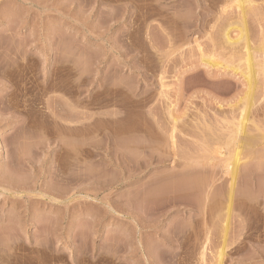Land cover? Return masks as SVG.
<instances>
[{"label":"rangeland","instance_id":"374dc122","mask_svg":"<svg viewBox=\"0 0 264 264\" xmlns=\"http://www.w3.org/2000/svg\"><path fill=\"white\" fill-rule=\"evenodd\" d=\"M263 66L264 0H0V264H264Z\"/></svg>","mask_w":264,"mask_h":264},{"label":"bare ground","instance_id":"6f19581e","mask_svg":"<svg viewBox=\"0 0 264 264\" xmlns=\"http://www.w3.org/2000/svg\"><path fill=\"white\" fill-rule=\"evenodd\" d=\"M243 15V14H242ZM245 18V17H244ZM243 19V18H242ZM244 27V26H243ZM245 29V28H244ZM243 32V33H242ZM241 32V36L243 37H240V39H237V42L239 41V40H244V38H245V33H244V31H242ZM244 35V36H243ZM226 39H227V41H226V43H228L229 45H235V42L233 41V40H231L230 38H229V34H226ZM245 40H246V38H245ZM248 48V47H247ZM249 49V48H248ZM247 50V49H246ZM250 52V51H249ZM247 54H249V53H247ZM251 54V53H250ZM249 58L248 59H252V57L250 56V55H247ZM251 57V58H250ZM253 60V59H252ZM248 61V60H247ZM250 61V60H249ZM251 62H253V61H250V64L248 63L247 64V67L249 68V70H248V74H249V78H248V81H250V83H252V80H253V78H255L256 77V72L254 71V66H255V63L253 62V64L251 63ZM216 63H213V66L215 65ZM215 66H218V65H215ZM222 66V65H221ZM264 67V66H263ZM262 71H263V69H262ZM246 73V72H245ZM245 75H247V73L245 74ZM259 76V75H258ZM256 79V78H255ZM255 81V80H254ZM249 83V82H248ZM254 83V82H253ZM252 85V84H251ZM254 86H256V85H254ZM252 89H253V86H252ZM247 99H248V101L246 102L247 104L244 106V108L242 109V113H241V116H240V119H239V121H238V123L237 124H235V123H232V124H230L231 126L230 127H227V129H225L224 130V132H222L219 136L218 135H216V137H215V139L213 138V145H214V148H213V150H212V156H213V159L215 160V161H219V163L220 162H222V163H224V167H225V173H226V175L227 176H229L230 177V187H229V189H228V195L226 194V196H227V198H228V204L230 205L231 203H233V200H234V197H235V195L237 194V185H238V182H239V179L240 178H242V177H244V178H246L247 179V175L249 176L250 174H247L248 173V171H249V169L248 168H250L252 165H250V164H248V163H245L243 160L246 158V156L245 155H251V157L250 156H248L247 155V157H250V158H252V155H253V152H249V151H252V149L251 148H253L254 146L253 145H256V144H254V137L252 136H250V132H249V129L247 130V127L248 126H250V125H248V123H250L249 121H251L250 120V111L252 110L251 109V106H253L251 103H250V101H249V96L248 97H246ZM252 117V116H251ZM178 121V120H177ZM177 121L176 120H174V126H173V132L174 133H176L175 132V130L177 129L176 128V126H177ZM235 124V125H234ZM122 129V128H121ZM135 129V128H134ZM139 130L141 129V128H138ZM127 130H128V128H127ZM127 130H125V131H127ZM132 131V130H131ZM131 131H130V133H131ZM128 132V131H127ZM137 132V131H136ZM135 132V133H136ZM143 132V131H142ZM174 133H172V143H173V148H174V156L176 157V155H177V151H176V147H175V141H174V138L175 137H173V134ZM254 140V141H253ZM256 142V141H255ZM250 147V148H249ZM231 148V152L234 154V157H235V159L233 160V162H228V158H227V153L229 152V149ZM250 150H249V149ZM254 149V148H253ZM248 150V153H246V151ZM244 151H245V153H244ZM256 153V152H255ZM257 154V153H256ZM254 156V155H253ZM257 156H258V154H257ZM260 156V155H259ZM244 157V158H243ZM212 158V157H211ZM212 160V159H211ZM248 160V158L245 160V161H247ZM252 160H253V158H252ZM257 160V159H256ZM250 161H251V159H250ZM173 162V161H172ZM191 166H193V165H195V164H190ZM190 165H189V167H190ZM258 165V164H257ZM188 166V165H187ZM187 166H185V167H187ZM218 166V163H213V165L212 166H210V169H208V168H197L198 167V165H197V167L195 168V167H193L191 170H189L188 172H177V169H176V172L174 173V171H173V177L172 178H175L176 176H185V177H187V178H193L194 176L193 175H196V174H207L208 173V175L210 174V176H211V180L209 181V183H207V185L205 186L206 188V194H207V196H206V201H205V203H208V202H210L209 201V199H210V196H211V192H213L214 191V189L216 188L215 186H216V183L217 182H219L218 180V178H217V175H216V167ZM250 166V167H249ZM173 167V166H172ZM185 167H183V168H185ZM223 167V168H224ZM253 167H254V165H253ZM259 167H260V165H259ZM177 168V167H176ZM173 169H175V167L173 168ZM190 169V168H189ZM208 169V170H207ZM251 169V168H250ZM254 170V169H253ZM180 171V170H179ZM252 171V170H251ZM170 173V172H169ZM205 174V175H206ZM170 175V174H169ZM189 176H191V177H189ZM167 177V176H166ZM171 177V176H170ZM207 177V176H206ZM196 178V177H195ZM244 178H242V180H246V179H244ZM249 178V177H248ZM176 179V178H175ZM180 179H181V177H180ZM197 179V178H196ZM208 179V178H207ZM210 179V178H209ZM188 180V179H187ZM191 180V179H190ZM190 180H189V182H190ZM181 181H182V179H181ZM186 181V180H185ZM192 181H194V180H192ZM201 182V181H200ZM245 182V181H244ZM247 182V181H246ZM246 182H245V184H246ZM188 183V182H187ZM180 184V183H179ZM193 184H194V182H193ZM193 184H191L192 186H195V185H193ZM197 184V183H196ZM204 184V183H203ZM173 185V184H172ZM190 185V186H191ZM201 185V184H200ZM166 186H170V185H166ZM178 186V187H177ZM176 186V188H181V187H183L184 185L183 184H180V185H177ZM180 186V187H179ZM186 186H188V185H186ZM191 186V188H194V187H192ZM172 187V186H171ZM170 187V188H171ZM189 187V186H188ZM184 188V187H183ZM189 189V190H193V189ZM197 188H198V184H197ZM174 189V188H173ZM187 189V188H186ZM195 189H196V187H195ZM194 189V190H195ZM204 189V188H203ZM180 190V189H179ZM179 190H178V192H179ZM202 190V189H201ZM213 190V191H212ZM168 191V190H167ZM173 191V190H172ZM177 191V190H176ZM177 192V193H178ZM201 192V191H200ZM218 192V191H217ZM221 192V191H220ZM174 193H175V191H174ZM222 193V192H221ZM176 194V193H175ZM179 194H180V192H179ZM190 194V193H189ZM214 194V193H213ZM176 196V195H175ZM188 196V195H187ZM220 196V195H219ZM223 196V195H222ZM182 198V197H181ZM180 199V198H179ZM178 199V200H179ZM185 199V198H184ZM204 203V204H205ZM223 203V202H222ZM209 204V203H208ZM211 204V203H210ZM212 205V204H211ZM228 205V206H229ZM233 205V204H232ZM209 207V206H208ZM230 207H232V206H230ZM206 208V207H205ZM208 210V209H207ZM230 210H231V208H230ZM202 211V210H201ZM228 213V212H227ZM204 219V218H203ZM228 219V218H227ZM227 227V226H226ZM224 231H226V228H225V230ZM227 232V231H226ZM228 233V232H227ZM226 234V233H225ZM226 236V235H225ZM225 238V237H224ZM224 253H225V248L223 247L222 249H221V251H220V254L221 255H224ZM220 255V256H221Z\"/></svg>","mask_w":264,"mask_h":264}]
</instances>
